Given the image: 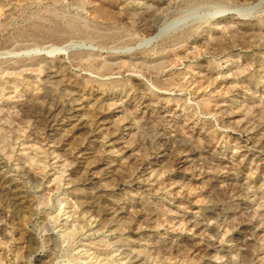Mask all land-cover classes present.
Returning <instances> with one entry per match:
<instances>
[{
    "label": "rangeland",
    "instance_id": "rangeland-1",
    "mask_svg": "<svg viewBox=\"0 0 264 264\" xmlns=\"http://www.w3.org/2000/svg\"><path fill=\"white\" fill-rule=\"evenodd\" d=\"M0 264H264V0H0Z\"/></svg>",
    "mask_w": 264,
    "mask_h": 264
}]
</instances>
